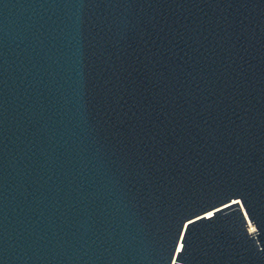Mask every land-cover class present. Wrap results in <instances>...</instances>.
I'll use <instances>...</instances> for the list:
<instances>
[{"label": "water", "instance_id": "1", "mask_svg": "<svg viewBox=\"0 0 264 264\" xmlns=\"http://www.w3.org/2000/svg\"><path fill=\"white\" fill-rule=\"evenodd\" d=\"M0 264H264V0H0Z\"/></svg>", "mask_w": 264, "mask_h": 264}]
</instances>
